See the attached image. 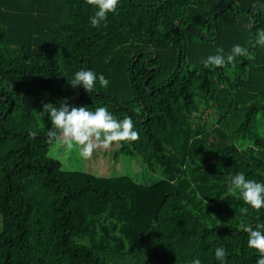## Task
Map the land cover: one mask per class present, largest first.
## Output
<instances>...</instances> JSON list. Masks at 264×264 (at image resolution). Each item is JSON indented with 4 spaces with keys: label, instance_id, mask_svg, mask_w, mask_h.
<instances>
[{
    "label": "trees",
    "instance_id": "trees-1",
    "mask_svg": "<svg viewBox=\"0 0 264 264\" xmlns=\"http://www.w3.org/2000/svg\"><path fill=\"white\" fill-rule=\"evenodd\" d=\"M95 10L86 0H0V264H221L219 246L227 252L223 264H256L260 254L241 227L208 224L169 191V182L142 186L128 176L69 170L64 156L79 150L50 141L51 124L39 111L69 97L73 106L131 117L138 140L96 151L164 163L171 124L185 121L199 97L239 140L264 111V46L256 43L264 0H120L94 28ZM236 44L248 55L205 67L218 47L226 56ZM80 69L103 74L108 86L97 80L91 93L71 88ZM252 144L264 170V134ZM245 166L246 179L254 180ZM107 207L129 220L123 229L129 247L74 243L85 208L100 215ZM249 208L264 215V208ZM256 225L264 223L249 226Z\"/></svg>",
    "mask_w": 264,
    "mask_h": 264
},
{
    "label": "rangeland",
    "instance_id": "rangeland-1",
    "mask_svg": "<svg viewBox=\"0 0 264 264\" xmlns=\"http://www.w3.org/2000/svg\"><path fill=\"white\" fill-rule=\"evenodd\" d=\"M196 104L197 109L188 114L185 121L171 124L163 141L164 163L146 162L126 151L105 154L95 150L90 159L80 154L74 156L73 152L65 155L66 166L69 170L96 177L128 176L142 186L165 180L170 184L169 191L177 194L188 208L201 214L208 224L239 227L241 223L263 224L264 215L250 209L242 198L230 196L228 188L233 176L248 172L245 161L255 172L254 180L264 183V170L252 144L255 135L264 134V111L258 112L250 128L239 140L233 141L230 134L217 125L221 112L199 97H196ZM40 119L44 123L47 118L40 115ZM128 207L127 204L123 210L128 211ZM242 208L248 209L246 215H242ZM119 212V209L107 207L102 214L94 215L85 208L82 232L73 236L72 241L98 250H126L129 239L123 229L129 220L119 217Z\"/></svg>",
    "mask_w": 264,
    "mask_h": 264
},
{
    "label": "clouds",
    "instance_id": "clouds-1",
    "mask_svg": "<svg viewBox=\"0 0 264 264\" xmlns=\"http://www.w3.org/2000/svg\"><path fill=\"white\" fill-rule=\"evenodd\" d=\"M120 0H86L88 5L95 7L94 14L89 18L92 27H98L106 21L108 14L115 13ZM257 44L264 46V29L257 33ZM248 55L247 50L239 44L234 45L225 56L222 47L216 49L215 55H210L203 61L205 67L214 65L222 67L226 63H233L236 57ZM97 80L101 87L106 88L109 81L103 74L97 77L92 70L80 69L74 78L68 82L71 88L82 86L87 93L95 90ZM71 98L65 97L57 102L43 103L39 114L47 118L51 127L48 131L50 141H61L70 149H78L81 157L90 159L95 150L100 147L109 148L113 143L136 141L139 133L134 130L131 117L122 120L114 118L106 107H97L94 111L85 106H73ZM35 137L36 132H30ZM251 146V145H250ZM259 151V149H256ZM228 194L243 199L244 203L259 211L264 208V183L246 179L243 173H237L230 180ZM207 204V201H206ZM247 208H242V215H246ZM241 229L248 234L247 245L256 250L260 258L256 264H264V225L255 228L241 223ZM215 258L223 264L227 252L223 246L215 248ZM191 264H201L199 259H193Z\"/></svg>",
    "mask_w": 264,
    "mask_h": 264
}]
</instances>
